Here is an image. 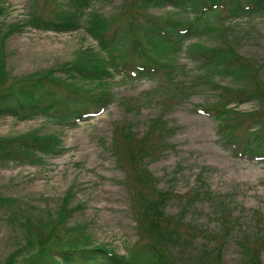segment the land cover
<instances>
[{
  "label": "rangeland",
  "instance_id": "1",
  "mask_svg": "<svg viewBox=\"0 0 264 264\" xmlns=\"http://www.w3.org/2000/svg\"><path fill=\"white\" fill-rule=\"evenodd\" d=\"M67 2L0 0V67L8 79L51 71L62 84L47 78L48 84L70 86L63 73L71 69L67 63L76 60L81 50L104 57L83 27L60 32L27 24L34 7L49 17L63 11ZM95 12L114 21L131 16L130 36L137 35L142 43L138 15L182 21L192 17L187 10L171 6L142 8L135 0H91L82 22ZM223 15L207 14L200 22L205 28L172 59L159 47L138 49L143 50L139 55L145 61L167 62L159 69L161 74L139 76L119 68L99 83H78L74 88L81 90L91 111L105 105L100 104L103 96L111 102L73 126H61L39 111L22 117L0 115V136L53 134L62 145V152L54 156L38 154L26 162L0 164V264L12 254L22 261L39 243L53 246L60 239L106 244L115 253L130 256L159 238L166 240L160 241L177 264H264V162L252 155H235L220 140L217 121L203 109L219 97L222 87L226 95L243 91L241 97L246 98L253 82L264 84V11ZM196 45H223L234 58L247 59L249 70L257 69V79L242 81L221 71L214 74V84L204 83L200 74L206 68L195 58ZM129 52L117 56L119 62L132 63L122 67L135 64ZM251 96L230 104L237 112L231 122L240 124L234 138L255 133L254 125L247 128L256 120L262 123L259 134L264 133V96ZM154 120L163 122L164 140L156 146L158 151L138 160L133 171L130 156L138 139L147 133L150 143L157 144L151 129ZM128 129L132 140L125 138ZM251 143L256 142L251 139ZM256 152L264 156V139ZM208 191L211 198L198 194ZM159 192L171 199L161 208L166 220L156 232L151 214L145 219L138 206L141 196ZM64 206L68 215L59 218ZM223 209L230 210L234 219L228 232L222 227L227 219L221 215ZM57 217L60 225L53 234L47 222ZM257 234L260 240L255 239ZM244 238L248 246L241 249L238 242ZM42 250L46 249L32 254Z\"/></svg>",
  "mask_w": 264,
  "mask_h": 264
},
{
  "label": "trees",
  "instance_id": "2",
  "mask_svg": "<svg viewBox=\"0 0 264 264\" xmlns=\"http://www.w3.org/2000/svg\"><path fill=\"white\" fill-rule=\"evenodd\" d=\"M140 7H166L171 6L178 10H187L192 14L191 19L182 21L172 18L157 19L150 15L141 14L136 16L141 25V35L145 39L142 43L140 38L130 36V30L134 27L129 24L131 16L126 19L114 21L113 19L103 18L97 12L89 14L82 22L86 13V9L90 5L91 0H68L63 11L59 14L44 17L42 14L36 12L34 7L31 10L27 24L35 28H42L45 30L54 31H72L83 27L96 40L100 51L104 57H99L88 49L81 50L79 57L73 62L67 63L71 69L64 71V77H67L68 84L71 86L48 84L45 79L49 78L52 82L59 83L56 79L55 73L51 71H40L30 75H25L18 78L8 79L6 73L0 67V115L9 114L13 116H31L34 112H44L49 114L50 118L56 121L61 126H73L77 121L85 120L95 114L100 113L107 103L111 102L108 96H103L104 100L100 103L105 104L100 110L91 111L88 108V103L84 96L77 91L74 86L85 81L99 83L102 78L110 74V70L121 69L125 71H134L133 74L139 76H154L161 74V67L168 65L167 62L156 64V62L145 61L143 48L153 49L159 47L161 54L166 53L168 58L172 59V54L182 49L184 43L201 33L205 28L200 25L201 20L206 19L207 14L226 13L228 18L237 17L244 14L256 13L264 11V0H135ZM133 15V14H130ZM209 16V15H208ZM224 16V15H223ZM128 49V50H127ZM130 51L128 56L135 58L133 67L126 66V63L119 62V53ZM195 58L200 66L206 68V73L200 74L204 83L214 84V74L217 72H226L234 78H241L242 81H247L252 78L256 80L257 69L249 70V63L247 59L234 58L232 52L223 45L219 47H200L196 45ZM133 56V57H132ZM126 63V64H125ZM160 69V70H159ZM214 70V72H212ZM165 74V72H163ZM60 79V78H59ZM210 81V82H209ZM101 85V83H100ZM258 86V87H257ZM65 88L60 91L59 88ZM250 90L246 92L243 98L241 95L243 91H239L234 97L226 95L227 89H220L219 97L207 104L203 108L204 111L212 114L217 121V132L221 136L220 140L223 144L232 148L234 154L252 155L259 160H263L264 156L256 154V150L263 142L264 133L259 131L262 128L261 120H256L251 123L247 129L254 125L255 133L246 134L245 136H238L240 140L234 135L237 133L240 124L238 122H231L236 119V110L230 104L233 102L245 101V99H253V96H264V84L261 82L254 83ZM256 90L254 93L251 90ZM223 90V91H222ZM100 105V106H101ZM162 117V116H160ZM264 115H261L263 118ZM163 122L154 120L151 129H155L153 134L157 138V144H151L147 133L144 137L138 139V143L131 153V156L126 153L125 156H130L133 171H136V163L144 155H152L157 150V145L162 143L163 139ZM166 126V125H165ZM133 133L128 129L125 138L132 140ZM252 136V137H251ZM244 139V140H241ZM251 139L256 143L252 144ZM242 145L238 150V146ZM159 147V145H158ZM156 150V151H154ZM62 152L61 140L53 134L39 135L37 133H24L14 136H0V164L4 162H26L35 155L42 154L47 156H54ZM198 194L208 196L211 198V193L198 192ZM169 196L165 193L159 192L141 196V205L138 206V211L143 214L145 219L151 214L150 222L152 229L156 232L161 230V222L166 220L163 209L165 202ZM64 204V203H63ZM65 205V204H64ZM69 208L62 207L59 212V218L68 215ZM136 211V207H135ZM221 215L222 227L229 231L228 223H233L231 211L222 210ZM46 219V218H44ZM42 219V221H44ZM139 220V219H138ZM177 223L178 219H177ZM166 224V223H165ZM48 231L56 234L57 228L60 225L58 217L56 219L50 218L47 222ZM152 229H150L152 231ZM190 231H194L191 227ZM255 239L260 240V235H255ZM264 237V235H262ZM248 238V237H247ZM161 241L165 242L166 240ZM250 239V238H248ZM154 241L148 243L130 256H123L115 253V251L106 246V244H91L87 240L84 242L66 243L62 239L53 246H47L44 242L39 243V249L46 250L39 251L35 254H28L24 260L18 261L17 255L12 254L11 258L5 264H177L173 261L170 254L166 250V244L161 241ZM249 242L240 240L238 242L241 249L248 246ZM189 264V263H185ZM257 264H259L257 262Z\"/></svg>",
  "mask_w": 264,
  "mask_h": 264
}]
</instances>
